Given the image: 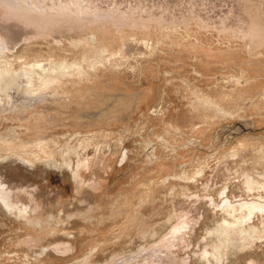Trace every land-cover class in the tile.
Returning a JSON list of instances; mask_svg holds the SVG:
<instances>
[{
	"label": "rangeland",
	"instance_id": "rangeland-1",
	"mask_svg": "<svg viewBox=\"0 0 264 264\" xmlns=\"http://www.w3.org/2000/svg\"><path fill=\"white\" fill-rule=\"evenodd\" d=\"M77 2L0 0V264H264V0Z\"/></svg>",
	"mask_w": 264,
	"mask_h": 264
},
{
	"label": "bare ground",
	"instance_id": "bare-ground-1",
	"mask_svg": "<svg viewBox=\"0 0 264 264\" xmlns=\"http://www.w3.org/2000/svg\"><path fill=\"white\" fill-rule=\"evenodd\" d=\"M74 1V0H73ZM76 1V0H75ZM78 2H79V0H77ZM71 2V1H70ZM78 2L77 3H75V5H77L78 6ZM80 3V2H79ZM64 4H66V3H64ZM71 4V3H70ZM98 4V3H97ZM53 6H55V5H53ZM61 6H63V7H66V8H68L69 7V4H66V5H61ZM77 6H76V8H77ZM63 7H61L62 9H63ZM80 7H82L81 5H80ZM79 8V7H78ZM77 8V9H78ZM83 9H84V7H82ZM82 8H81V10H82ZM89 7H86L85 9H88ZM94 8V7H93ZM91 9V8H90ZM95 9H96V7H95ZM76 10V9H75ZM89 10V9H88ZM111 10V9H110ZM78 11V10H77ZM80 11V10H79ZM83 11V10H82ZM96 11V10H95ZM94 12V11H93ZM85 162V161H84ZM77 175H78V172H77ZM76 175V176H77ZM0 194H2V197H0V200H2V201H4L6 204H10L11 202H9L10 201V196H11V194H10V190L6 187V185L3 183V182H1L0 181ZM221 193H224L223 195H224V200H225V202H226V208H223L225 211H226V209H227V211H228V213L231 215V216H233L234 218H235V221L234 222H237V221H239V220H242L243 219V221L242 222H244V220L245 219H247V216L246 215H244V211H248V216L250 217L251 216V213H253L254 212V209L255 208H263L264 207V203H262V202H259V201H248V200H241L240 199V201L238 202V203H234L229 197H228V195H227V193H226V190H222L221 191ZM9 200V201H8ZM1 202V201H0ZM2 204H3V202H1ZM5 205V204H4ZM12 205V206H11ZM11 205H9V206H11V208L12 209H14V203H12ZM224 205V206H225ZM8 206V205H7ZM4 207V206H3ZM5 207H6V205H5ZM7 208V207H6ZM7 211H8V209H7ZM246 221V220H245ZM233 221L232 222H229V221H227V220H225L224 221V223H226V224H230V225H234L235 223H234ZM240 222V221H239ZM241 223V222H240ZM239 225V224H238ZM237 226V225H236ZM230 230V229H229ZM249 264H254L253 263V261H251V262H249ZM257 264V263H256Z\"/></svg>",
	"mask_w": 264,
	"mask_h": 264
}]
</instances>
